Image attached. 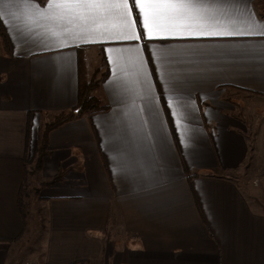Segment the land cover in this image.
Listing matches in <instances>:
<instances>
[{
	"label": "crops",
	"instance_id": "crops-1",
	"mask_svg": "<svg viewBox=\"0 0 264 264\" xmlns=\"http://www.w3.org/2000/svg\"><path fill=\"white\" fill-rule=\"evenodd\" d=\"M15 2L0 0V264H264V29L148 38L128 0L139 39L74 42L29 31ZM241 7L264 23L258 0ZM83 77L106 109L51 129L34 168Z\"/></svg>",
	"mask_w": 264,
	"mask_h": 264
},
{
	"label": "snow or ice",
	"instance_id": "snow-or-ice-1",
	"mask_svg": "<svg viewBox=\"0 0 264 264\" xmlns=\"http://www.w3.org/2000/svg\"><path fill=\"white\" fill-rule=\"evenodd\" d=\"M241 4L246 5V0H136L135 6L148 38L248 35L264 29V23L256 21L255 14ZM5 7L17 9L19 15L14 18L29 31V25L43 20L52 35H67L74 42L93 33L104 40L140 38L128 0H44L43 6L40 0H16ZM233 10L244 15L246 28L230 30L233 21L228 18ZM57 46L63 47L64 41Z\"/></svg>",
	"mask_w": 264,
	"mask_h": 264
},
{
	"label": "trees",
	"instance_id": "trees-1",
	"mask_svg": "<svg viewBox=\"0 0 264 264\" xmlns=\"http://www.w3.org/2000/svg\"><path fill=\"white\" fill-rule=\"evenodd\" d=\"M43 0H40L42 2ZM0 41H1V48L3 54H9V42L5 35V32L0 24ZM83 59L79 57L78 59V70L83 73ZM98 81L95 79H86L85 77L79 78L78 87H77V95H76V102L74 106L66 111L61 112L54 117L52 121L45 123L43 128L40 131L38 136V147H37V154L36 160L34 162V168H40L43 163V158L47 154V136L51 129L58 126L59 124L70 120L73 117L82 115V114H89L93 112H98L106 109V106L101 104L100 101L92 94L93 89L97 86ZM29 125V116L27 121V128ZM27 140V138H26ZM62 171L59 170L57 174L48 182L53 183L59 179H61ZM22 197V185H21V194L19 192V204L20 199Z\"/></svg>",
	"mask_w": 264,
	"mask_h": 264
},
{
	"label": "rangeland",
	"instance_id": "rangeland-1",
	"mask_svg": "<svg viewBox=\"0 0 264 264\" xmlns=\"http://www.w3.org/2000/svg\"><path fill=\"white\" fill-rule=\"evenodd\" d=\"M258 2H259V4H263L264 5V0H258ZM0 49H2L1 48V41H0ZM39 134H40V132L38 133V136H39ZM251 135H252V132H248L247 133L248 138L252 137ZM249 142H250L251 146L254 148V143L252 141V138H249ZM30 191H31V188L27 184V186H25L24 192L22 194L23 209H24V212L28 216V223H31V219H30V215H29V211H28L29 210V203H31V198L29 197ZM28 201H29V203H28Z\"/></svg>",
	"mask_w": 264,
	"mask_h": 264
}]
</instances>
